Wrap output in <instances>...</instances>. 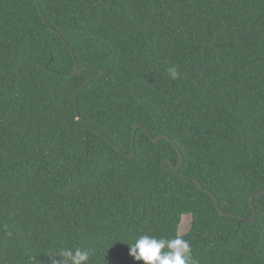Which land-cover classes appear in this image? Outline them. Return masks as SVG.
<instances>
[{
    "label": "trees",
    "instance_id": "1",
    "mask_svg": "<svg viewBox=\"0 0 264 264\" xmlns=\"http://www.w3.org/2000/svg\"><path fill=\"white\" fill-rule=\"evenodd\" d=\"M259 190L264 0H0V264H264Z\"/></svg>",
    "mask_w": 264,
    "mask_h": 264
},
{
    "label": "clouds",
    "instance_id": "2",
    "mask_svg": "<svg viewBox=\"0 0 264 264\" xmlns=\"http://www.w3.org/2000/svg\"><path fill=\"white\" fill-rule=\"evenodd\" d=\"M172 75H176L174 70ZM61 255L66 264H86L89 259L88 250L64 249ZM128 255L134 261H143V264H196L191 258L190 244L179 236L158 239L155 236L141 235L128 246Z\"/></svg>",
    "mask_w": 264,
    "mask_h": 264
},
{
    "label": "water",
    "instance_id": "3",
    "mask_svg": "<svg viewBox=\"0 0 264 264\" xmlns=\"http://www.w3.org/2000/svg\"><path fill=\"white\" fill-rule=\"evenodd\" d=\"M80 72H81V70L78 69V65H77V63H76V64H75V67H74V73H75V74H79ZM101 73H102V72H101ZM86 84H87V83H86ZM86 84H85V85H86ZM83 86H84V85H83ZM83 86H82V87H83ZM75 104H76V91H75ZM138 127H141V125H140L139 123H135L134 126H133V134H134L135 130H136ZM148 135H150V134L148 133ZM164 137H166L164 134H159V135H157L155 138L152 137V140L156 142V141H158V140H160V139H162V138H164ZM132 144H133V141H132ZM182 161H183V157H182V155L179 153V161H178V164H177V165H174V164L171 162V160H169V159H165V160H163L162 165H164L166 162H168V163H169V168H172V169H178V168L181 166ZM195 182H196L197 185L200 186L199 181L195 180ZM207 193L211 194L209 191H207ZM261 195H264V190H259V191L255 194V196H252V197H251V206H252L253 213H252V216L248 219L249 222L254 221L255 216H256L255 207H254V205H253V203H252V202H253V199H254V197L261 196ZM214 200H215V207L217 208V210H218L222 215H228L229 213L220 210V208H219V203H218V200L216 199V197H214Z\"/></svg>",
    "mask_w": 264,
    "mask_h": 264
},
{
    "label": "rangeland",
    "instance_id": "4",
    "mask_svg": "<svg viewBox=\"0 0 264 264\" xmlns=\"http://www.w3.org/2000/svg\"><path fill=\"white\" fill-rule=\"evenodd\" d=\"M189 216L182 215V219L179 226V233L183 234L189 226Z\"/></svg>",
    "mask_w": 264,
    "mask_h": 264
}]
</instances>
